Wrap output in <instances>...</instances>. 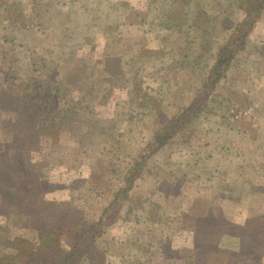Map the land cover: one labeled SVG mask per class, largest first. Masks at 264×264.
Segmentation results:
<instances>
[{
	"label": "rangeland",
	"instance_id": "rangeland-1",
	"mask_svg": "<svg viewBox=\"0 0 264 264\" xmlns=\"http://www.w3.org/2000/svg\"><path fill=\"white\" fill-rule=\"evenodd\" d=\"M239 30L245 45L214 90L154 150L158 127L200 94ZM33 67L86 94L80 122L24 123L18 83ZM9 184L26 205L34 189L67 203L72 220L113 217L96 228L104 264L141 247L146 264H264V0H0V264H19L47 232ZM63 237L48 244L69 250Z\"/></svg>",
	"mask_w": 264,
	"mask_h": 264
},
{
	"label": "trees",
	"instance_id": "trees-1",
	"mask_svg": "<svg viewBox=\"0 0 264 264\" xmlns=\"http://www.w3.org/2000/svg\"><path fill=\"white\" fill-rule=\"evenodd\" d=\"M246 20L247 19H244L243 23H245ZM253 28L254 22L250 25L249 30L251 31ZM247 31L248 30H239L238 34L235 36V39H227L223 44L218 46L216 51L218 56L216 59V65L212 69V73L209 78L203 81L200 94L193 98L192 103L182 113L179 115H173L171 118L166 120V122H164V120L162 126L158 127V130H156L155 133V140L152 143L154 150L157 148V150H159L164 140L167 141L172 136H174L177 131L182 129L184 123L183 119L187 117L191 111L194 112L196 105L200 104L206 98V96L214 90L217 83L221 80L222 75L225 72V68L230 65L232 58H234L235 55L240 52V48L244 47L246 38L250 32ZM52 49L54 48H50L51 51ZM6 57L8 58L9 54H5V57H2L5 59L7 64L8 59H6ZM13 70H21L20 65L14 67ZM40 72L41 70H39V68L33 67L31 69V73H28L25 78H22L23 76L21 75L20 78L22 79H20L18 83H22L21 87H23V99L28 103V106H24L22 112V115L25 119H22V117L21 119L24 120V123L27 122L29 124V120L34 122L39 121L43 124L45 123L46 125L53 127L55 131L58 132L65 125H71L75 122H80L83 117L80 115L79 111L77 112L75 110L78 108V106L80 107L84 105L86 94L72 98L71 95H69L70 93H65L63 90L61 81L55 80L56 78H51L50 76L41 77ZM3 77L4 79H7L4 73ZM91 94L94 95V93H90V95ZM136 102L141 105V96L136 97ZM70 103L72 104V111L69 108ZM142 106H144V104H142ZM145 158L146 155H142V159ZM140 165L142 164L137 163L136 168H139ZM12 185L13 184H9L5 188L8 191H11L12 195L19 193V197L21 198L20 204L22 207L19 208V206H17V208L25 212L31 211L32 214H35L33 220L35 221L36 225H38V223L43 220V222H45L43 229L45 232H47L45 236L40 235V239H42L41 243L43 244H39L32 253L28 252L27 256H24L23 254L17 255L19 264H52L51 261L56 257H58V260H60L57 264H76L78 259L81 257L88 259L92 264H104L105 258L103 259V250L98 241V237L104 233L101 232V234L96 235V228H100V226L108 227L111 225V223H113V217L108 218V220H110L108 224H106L105 221L106 217H103L102 214L99 215L97 219L93 220V223L91 224H89V222L81 221L80 219L77 220V218L72 220L69 214H66L64 210H62L63 208L71 209L67 203H52L41 199L39 201V196L41 193L34 189V194L32 193L33 200L31 204L26 205L27 200L25 198L27 197L23 196V190L20 192L14 185L12 187ZM129 187L130 185H128V187L125 186L123 188H118L116 192H113L111 200L113 205L116 206L120 195L126 197L128 196L127 198L129 199ZM89 189H91V191L96 189L98 196H102V198H105L108 194L106 190L100 192V190H102V186L100 184H96L94 188L92 186ZM12 203L13 201L10 202V204ZM30 205L35 207L31 210L26 209ZM6 206L7 205L5 204L3 208ZM7 210L8 209L5 211ZM54 210H58V213H55ZM12 211H15V209L12 208ZM104 211H106V208ZM131 213L132 210L127 208L125 215H130ZM135 214L137 216L135 215L134 220H139V213ZM31 225L36 227L35 224H33V221L31 222ZM85 227L86 229H84ZM63 234L69 236L67 239V242L71 245L69 250L62 249L59 251V248H57L59 244L56 245V242H50V244H48V242L52 241V239H54V241L63 239ZM55 237L58 238L56 239ZM141 248L142 250L138 256L129 258L123 257L121 264H146L147 259L145 258V250H143V247ZM167 253L168 252L166 251V253L164 252L163 255H167ZM146 256L148 257V255ZM149 258L150 257H148V259Z\"/></svg>",
	"mask_w": 264,
	"mask_h": 264
},
{
	"label": "crops",
	"instance_id": "crops-1",
	"mask_svg": "<svg viewBox=\"0 0 264 264\" xmlns=\"http://www.w3.org/2000/svg\"><path fill=\"white\" fill-rule=\"evenodd\" d=\"M139 250H140V249H138V252H137L136 255H134L135 253H134V254L132 253L131 256H132V257H134V256H138V255H139ZM129 252H131V251H129ZM127 257H128V256H127ZM128 258H129V257H128Z\"/></svg>",
	"mask_w": 264,
	"mask_h": 264
}]
</instances>
